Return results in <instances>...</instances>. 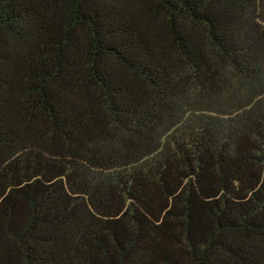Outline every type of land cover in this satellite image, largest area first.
Wrapping results in <instances>:
<instances>
[{
	"label": "trees",
	"instance_id": "obj_1",
	"mask_svg": "<svg viewBox=\"0 0 264 264\" xmlns=\"http://www.w3.org/2000/svg\"><path fill=\"white\" fill-rule=\"evenodd\" d=\"M0 264H264V0H0Z\"/></svg>",
	"mask_w": 264,
	"mask_h": 264
}]
</instances>
